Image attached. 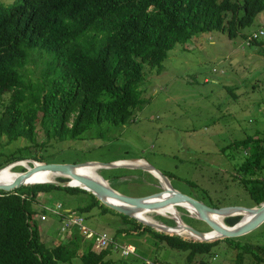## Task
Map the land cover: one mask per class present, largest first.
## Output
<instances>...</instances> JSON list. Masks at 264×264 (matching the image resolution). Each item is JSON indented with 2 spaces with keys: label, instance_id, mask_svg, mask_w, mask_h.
Returning a JSON list of instances; mask_svg holds the SVG:
<instances>
[{
  "label": "trees",
  "instance_id": "obj_1",
  "mask_svg": "<svg viewBox=\"0 0 264 264\" xmlns=\"http://www.w3.org/2000/svg\"><path fill=\"white\" fill-rule=\"evenodd\" d=\"M262 12L264 0H0V169L26 159L47 162L31 149L45 151L49 143L79 139L95 125L127 124L146 102L142 95L146 66L160 74L176 45L213 32L234 39ZM252 36H245L249 46L264 44L260 37L250 40ZM33 56H44L39 63L41 81L33 82L26 75L27 64L36 59ZM20 139L28 145L7 155L4 148ZM230 148L245 154L233 180L246 190L254 202L251 207L260 206L264 203V179L258 177L264 168V132ZM55 189L87 194L90 201L78 208L81 212L99 206L103 214L119 217L113 237L117 243L119 237L148 236L146 244L152 243V248L164 244L187 254V264H211L209 257L219 241L198 242L157 232L111 210L83 189L51 184L0 191V264L72 263L75 258L82 264H106L114 247L98 250L77 230L55 246L44 243L36 219L40 211L34 205L40 193ZM157 218L166 224L164 217ZM240 220L229 218L226 224L233 226ZM171 222L167 225L175 226ZM127 245L138 252L137 245ZM253 249L238 257L254 255ZM255 260L264 262L259 256Z\"/></svg>",
  "mask_w": 264,
  "mask_h": 264
},
{
  "label": "rangeland",
  "instance_id": "obj_2",
  "mask_svg": "<svg viewBox=\"0 0 264 264\" xmlns=\"http://www.w3.org/2000/svg\"><path fill=\"white\" fill-rule=\"evenodd\" d=\"M260 32L264 33V12L234 39L225 32H213L176 45L164 61L160 74L146 66V81L142 86L146 102L127 124L95 125L79 139L49 143L45 151L32 148V153L45 156L47 162L44 163L53 164L145 160L168 175L174 189L210 207L251 208L254 202L232 177L245 154L230 145L264 132V44L249 46L245 37ZM260 38L264 42V35ZM46 55L48 53H45L47 58ZM43 57L33 56L36 59L26 66V75L33 82L42 80L43 66L39 63ZM7 98L5 96V100ZM43 135V130L38 132L40 142ZM27 145L26 140L20 139L4 148V152L8 155ZM24 169L18 165L15 171ZM98 172L113 189L129 197L149 196L167 185L143 169L103 168ZM258 177L264 179V168ZM37 200L34 209L40 212L36 218L41 238L48 246L63 240L61 232L57 234L60 223L52 216L48 222H42L39 215L45 211V206L55 208L58 203L82 216L89 229L116 237L119 217L103 214L99 206L89 212L78 209L90 201L85 193L70 194L55 189L40 193ZM175 208L178 216L193 228L203 232L210 230L187 210L180 206ZM157 212L150 214L156 221L161 222L157 217L162 214L166 224L173 225V219L182 223L180 217L177 219L166 210ZM147 238L119 237L120 244L133 243L138 246V252L123 257L114 250L106 258V264H146L156 260L163 264H187V254L164 244L163 248L161 245L152 248V243L146 244L149 243ZM233 239L232 242L220 240L214 246L213 256L209 257L211 264H264L255 260L257 256L264 258V224ZM238 244L242 247L237 248ZM250 245L261 247L253 249ZM247 248L253 249L255 254L239 258ZM59 264H82V261L75 258L72 263Z\"/></svg>",
  "mask_w": 264,
  "mask_h": 264
},
{
  "label": "water",
  "instance_id": "obj_3",
  "mask_svg": "<svg viewBox=\"0 0 264 264\" xmlns=\"http://www.w3.org/2000/svg\"><path fill=\"white\" fill-rule=\"evenodd\" d=\"M129 161H140V160H129ZM20 162H33L34 164L31 169L29 170L25 169V171L21 173L22 174L21 178L17 179L14 183L9 185H0V191L12 192L23 186L44 185V184H51V185H55L56 187H62V188H68V187L80 188L93 194L106 207L110 208L111 210H114L119 214L126 215L129 216L130 218L137 220L145 227H150L156 230L157 232H161L169 235H178V236L180 235L173 231L165 230L166 228L171 230L177 229L178 225L176 221H174L175 226H169L164 222H159L156 220L154 221L159 222L157 223V225L148 224L139 220L136 215L138 213H146V214L156 213L157 211H160L162 209L168 207L174 208L180 204L188 205L193 210L197 211L198 217H194L189 209L185 208V210H187L194 219L206 223V225L210 228L209 232H203L193 228L190 225H187L183 221L185 226L187 227V230L193 236L196 235L197 237H199L197 239L195 238L192 239L198 242H216L230 238L231 239L238 238L249 234L253 230L260 227L262 224H264V203H262L260 206L251 207V208L240 207V206H227L221 208L210 207L205 203L201 202L200 200L194 199L191 196L183 194L178 190L174 189L171 182L169 181L170 179L165 174H162L161 172L154 169L148 164H147L148 169L159 173L164 179L169 181L171 190L162 186L161 191L154 193L152 195L144 196V197H129L113 189L109 184V182L106 179H104L101 175H100L101 180L98 181L96 179L89 178L78 172V168L80 166L86 164H93V163L98 164L100 169L126 168L131 170L132 169L145 170L143 167H129L126 165L123 166L115 165L118 161L109 164H101L98 162H86L80 164H53V163L38 162L33 159H26L11 163L1 168L0 171H2L7 167L18 164ZM35 164L36 165L38 164V166H36ZM37 170L49 171L57 178H64L67 179V181L55 180L50 182H42V183L27 185L25 183L26 179L30 177ZM73 182H77L78 184L74 185ZM247 214L250 216L256 215V218L253 221H251L248 225L239 227L242 224L243 220L245 219V215ZM160 216L165 217L164 215H160ZM234 217H241V220L233 226L227 225L226 220ZM218 219H221L224 222V226L223 224H220L217 221ZM160 223L161 225H159ZM161 227H165V228H161ZM212 232H217L220 235L213 239L201 238L205 234ZM185 239L190 240L189 238H185Z\"/></svg>",
  "mask_w": 264,
  "mask_h": 264
},
{
  "label": "bare ground",
  "instance_id": "obj_4",
  "mask_svg": "<svg viewBox=\"0 0 264 264\" xmlns=\"http://www.w3.org/2000/svg\"><path fill=\"white\" fill-rule=\"evenodd\" d=\"M33 162H20L18 164H15L13 166L7 167L5 169H3L2 171H0V185H9L14 183L17 179L21 178L22 176V172H17L15 171V168L18 165L23 166L25 169L29 170L32 168L33 166ZM39 164V163H38ZM38 164L36 166H38ZM115 165L118 166H129V167H143L146 171L151 172L157 179L158 181L162 184V183H167V185H165V188L171 190V188L169 187V181L167 182L166 179H164L159 173L148 169V165L145 161L140 160V161H118ZM98 170H100L99 165L98 164H86V165H82L78 168V172L89 177L92 179H96L98 181L101 180L100 178V174L98 172ZM58 180V178L56 176H54L51 172L49 171H44V170H37L35 171L30 177H28L25 181V183L28 184H35V183H42V182H50V181H55ZM74 185H77V182H73ZM164 187V186H163ZM182 207L183 209H189L191 214L194 217H198V213L197 211L193 210L190 206L188 205H184V204H180L177 205ZM162 210H166L168 212H170L173 216L177 217V219L180 217L178 216L179 211L176 210V208H165ZM158 213V212H157ZM178 213V214H177ZM151 214V213H150ZM150 214H146V213H138L136 216L139 220H141L144 223H148V224H155L157 225V223H155L154 219L151 218ZM160 214V213H159ZM162 215V214H161ZM169 216V215H167ZM256 218V215H245V219L243 220L242 224L239 227H243L248 225L251 221H253ZM173 219V218H172ZM174 221L177 222L178 228L177 229H168L166 228L165 230H169V231H173L177 234H179L180 236L184 237V238H189V239H197L199 237H197L196 235L193 236L188 230L187 227L184 225V222L182 220V218L180 217L181 222L183 223H178V221L176 219H173ZM220 224H223L224 226V222L221 219L217 220ZM161 225V223H160ZM161 228H165V227H161ZM220 234H218L217 232H212V233H207L205 234L203 237L201 238H205V239H213L217 236H219Z\"/></svg>",
  "mask_w": 264,
  "mask_h": 264
},
{
  "label": "built area",
  "instance_id": "obj_5",
  "mask_svg": "<svg viewBox=\"0 0 264 264\" xmlns=\"http://www.w3.org/2000/svg\"><path fill=\"white\" fill-rule=\"evenodd\" d=\"M263 35V32L255 33L250 38V40L256 39ZM50 216L55 217L60 222V232L63 236V239L65 240L71 236L73 230H77L85 239L94 241L95 248L98 250L113 246L116 251L121 252L123 257H128L136 253L135 247L131 245H121L117 243L112 237H108L107 234L98 233L89 229L84 224L85 219L82 216L73 210L64 208L61 203H58L55 208H47L45 206V211H43V213L40 215V219L42 222H48ZM147 264L162 263L147 262Z\"/></svg>",
  "mask_w": 264,
  "mask_h": 264
},
{
  "label": "crops",
  "instance_id": "obj_6",
  "mask_svg": "<svg viewBox=\"0 0 264 264\" xmlns=\"http://www.w3.org/2000/svg\"><path fill=\"white\" fill-rule=\"evenodd\" d=\"M201 37H202V36H201ZM144 161H145V160H144ZM145 162H146V161H145ZM61 204H62V203H61ZM62 205H63V204H62ZM63 206H64V205H63ZM64 208H65V207H64ZM66 209H67V208H66ZM68 210H71V209L68 208ZM39 216H40V215H39ZM36 219H37V218H36ZM57 222L60 223L58 220H57ZM59 231H60V226H59L58 233H57L58 235H59ZM61 239H62V237H61ZM63 240H65V239H63ZM256 263H258V262L256 261Z\"/></svg>",
  "mask_w": 264,
  "mask_h": 264
}]
</instances>
